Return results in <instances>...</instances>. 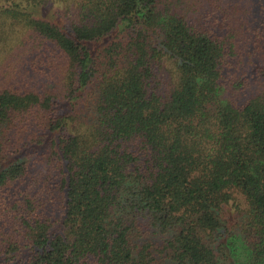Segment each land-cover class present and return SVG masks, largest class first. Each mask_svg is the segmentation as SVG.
<instances>
[{
  "label": "trees",
  "instance_id": "obj_1",
  "mask_svg": "<svg viewBox=\"0 0 264 264\" xmlns=\"http://www.w3.org/2000/svg\"><path fill=\"white\" fill-rule=\"evenodd\" d=\"M1 73L0 264H264V0H0Z\"/></svg>",
  "mask_w": 264,
  "mask_h": 264
},
{
  "label": "rangeland",
  "instance_id": "obj_2",
  "mask_svg": "<svg viewBox=\"0 0 264 264\" xmlns=\"http://www.w3.org/2000/svg\"><path fill=\"white\" fill-rule=\"evenodd\" d=\"M3 76H4V74L3 73H1L0 74V80H3L2 78H3ZM230 211L231 212H234L235 211V209L234 208H230ZM232 221V223H234V220H231Z\"/></svg>",
  "mask_w": 264,
  "mask_h": 264
}]
</instances>
